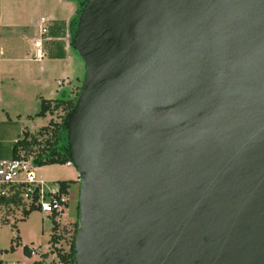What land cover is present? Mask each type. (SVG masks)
<instances>
[{"label": "water", "instance_id": "1", "mask_svg": "<svg viewBox=\"0 0 264 264\" xmlns=\"http://www.w3.org/2000/svg\"><path fill=\"white\" fill-rule=\"evenodd\" d=\"M74 49V263L264 264V0H87Z\"/></svg>", "mask_w": 264, "mask_h": 264}, {"label": "rangeland", "instance_id": "2", "mask_svg": "<svg viewBox=\"0 0 264 264\" xmlns=\"http://www.w3.org/2000/svg\"><path fill=\"white\" fill-rule=\"evenodd\" d=\"M78 9L75 0H0V159H11L12 148L24 132L38 136L50 120L60 121L61 112L36 117L42 98L60 99L64 91L75 90L84 80L85 66L75 49L56 56L48 52L40 63L29 60L41 29L51 20L68 28ZM36 175L50 188H56L58 181H73L64 212L55 219L62 239L56 248L67 252L69 243L65 241L72 236L77 220L78 173L73 165H55L36 168ZM22 210L0 209V264L23 262L25 246L49 259L57 251L51 241V217L38 210L25 217Z\"/></svg>", "mask_w": 264, "mask_h": 264}, {"label": "trees", "instance_id": "3", "mask_svg": "<svg viewBox=\"0 0 264 264\" xmlns=\"http://www.w3.org/2000/svg\"><path fill=\"white\" fill-rule=\"evenodd\" d=\"M82 6H79L77 15L70 21L68 28L64 23L55 22L49 29V37L55 39L46 44V53L51 52L57 55L59 52H64V45L60 39L65 38L68 35L69 46L74 49V36L78 26L80 12ZM79 81V80H77ZM81 83V81H80ZM80 86H77L75 90L68 92L64 91L63 96L60 99L47 100L41 99V109L36 114V117L47 118L48 116H54L55 114L61 112L60 121L50 120L49 123L40 128L38 131V136H33L29 131L24 132L23 137L18 139L13 148L11 156L16 159H26L32 160L33 164L37 168H42L46 166L55 165H67L69 163V156L67 151V131L65 129V121L67 113L74 107L76 98L78 96ZM73 181H58L57 185L59 188V194L61 196L68 197L69 189ZM16 207L19 208L18 201L14 202ZM6 211H10L9 206H5ZM34 210L35 207H30L29 210L23 208V214L28 217ZM56 216H51L53 220V235L52 243L53 245L59 244L62 241L61 236L57 234L58 224L55 221ZM78 219V206H77V217ZM77 220L74 226V232L72 236L65 242L69 243V250L63 252L61 249H56L58 255L61 259L69 262V264L74 263V237L77 231ZM13 251V249H12ZM29 248L27 246L23 247V253L29 255Z\"/></svg>", "mask_w": 264, "mask_h": 264}, {"label": "built area", "instance_id": "4", "mask_svg": "<svg viewBox=\"0 0 264 264\" xmlns=\"http://www.w3.org/2000/svg\"><path fill=\"white\" fill-rule=\"evenodd\" d=\"M52 26L53 24L43 27L41 37L34 41V50L30 58L32 61L40 62L46 58V44L55 40L49 37V28ZM66 38L68 40V35ZM36 168L32 160L12 157L11 159H0V209H5V206H9L10 210L20 208L29 210L30 207H35L43 214L50 217L55 215L59 218L64 212L68 199L59 194L58 185L56 188H50L44 180L39 179L36 175ZM15 201H18L19 208L16 207ZM29 250V255L24 254L23 262L4 264H69L61 259L57 251L49 259L35 249L30 248Z\"/></svg>", "mask_w": 264, "mask_h": 264}, {"label": "crops", "instance_id": "5", "mask_svg": "<svg viewBox=\"0 0 264 264\" xmlns=\"http://www.w3.org/2000/svg\"><path fill=\"white\" fill-rule=\"evenodd\" d=\"M55 23V21H53V20H51L50 21V23H49V25H52V24H54ZM50 29V28H49ZM37 40V39H36ZM36 40H34V41H36ZM61 40V42L63 43V45H64V51H66V50H68V49H70L71 47L69 46V41L67 40V38L65 37V38H62V39H60ZM34 43V42H33ZM32 49L34 50V46H33V44H32ZM33 52V51H32ZM32 54V53H31ZM31 54L29 55V60L30 61H32L30 58H31ZM0 55H1V51H0ZM46 59V58H45ZM44 59V60H45ZM44 60H42V61H44ZM42 61H40V62H42ZM35 62V61H34ZM40 62H37V63H40ZM56 68V67H55ZM77 80H79V78L77 79ZM76 80V81H77ZM64 82V81H63ZM65 83V82H64ZM43 168V167H42Z\"/></svg>", "mask_w": 264, "mask_h": 264}, {"label": "flooded vegetation", "instance_id": "6", "mask_svg": "<svg viewBox=\"0 0 264 264\" xmlns=\"http://www.w3.org/2000/svg\"><path fill=\"white\" fill-rule=\"evenodd\" d=\"M75 1L78 3L79 6H82V8H83V5L85 4V2L87 0H75ZM82 8H81V10H82Z\"/></svg>", "mask_w": 264, "mask_h": 264}]
</instances>
